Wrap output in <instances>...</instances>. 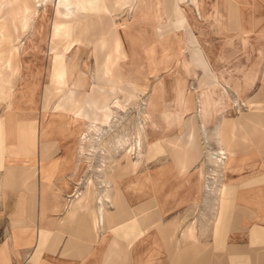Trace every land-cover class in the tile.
<instances>
[{
    "label": "crops",
    "instance_id": "obj_1",
    "mask_svg": "<svg viewBox=\"0 0 264 264\" xmlns=\"http://www.w3.org/2000/svg\"><path fill=\"white\" fill-rule=\"evenodd\" d=\"M203 1L161 2L165 18L162 27L171 23V19L181 27L178 29L175 25L177 30L174 31L168 28L166 33H171L170 37L158 42H162L164 51H169L163 53L165 58L170 56L176 66L172 73L164 71L172 78L171 99H191V104L163 105L161 101L159 106L160 114L175 115L172 128L165 125L160 135L162 149L163 140H171L166 143L170 148L165 153L170 163L163 164L154 173L142 172L136 176L141 164L150 160L147 150H143L137 167L122 161L120 168L110 170L111 175H105L109 171L101 172L109 178L108 192H105L109 201L96 199L102 193L96 190L94 183V189L83 185L81 178L88 170L78 163V153L71 159L68 148L67 152L66 147L71 145L72 149L76 143H71L74 139L70 136H59L48 143L51 152L41 157L43 163L49 164L48 173L36 175L34 161L39 157V149L35 105L31 108L26 105L31 95L15 88L11 105L0 101V115L6 116L0 117V264H23L28 258L35 264H264V79L261 78L259 89L247 101L248 110L239 111L237 117L223 115L231 106L226 88L242 94L258 80L259 65H264V14L258 15L255 25L252 20L249 25L247 18L252 15L243 13L240 4L245 0H227L224 13L227 26L223 34L228 37L223 35V48L219 46V53L215 55L209 45L202 46L201 41L206 39L194 34L195 23L200 20L207 25L210 36L218 37L221 31L217 4L210 2L211 11L204 13ZM261 1L264 5V0ZM152 2H149L150 13ZM189 34L191 46L188 47ZM237 44L240 47H236ZM147 46L148 49L152 45ZM183 48L188 52L187 58L182 57ZM249 48L253 49L250 53ZM226 52L231 55L242 52V57L215 74L213 67L224 61ZM252 54L256 59L249 62L246 58ZM196 69L202 73L199 87L204 89L199 94L186 90L187 77L196 74ZM161 72L155 78L146 74L145 79L143 74L139 82L148 87L150 79L157 80ZM167 91L168 88L163 90L161 97H166ZM19 96L26 97L21 107L17 102ZM204 104L208 110L204 112L207 115L202 124L199 113ZM28 109L32 113H23ZM218 116L223 117L215 125L212 136L217 131L214 138L226 156L223 167L231 179L220 187L210 186L207 181L201 186L202 170L194 171L193 177L188 174L202 157V149L199 153H189L175 148V143L186 129L183 122L193 117L197 145H200L204 125ZM82 126L87 128L88 122L85 120ZM176 130L180 132L174 134ZM111 145V156L116 161L118 155H114V144ZM251 153L255 154L256 163L249 165L246 161ZM194 160L195 164L186 170ZM136 161V158L130 159V163ZM72 162L78 168L73 167ZM179 162L185 169L175 164ZM52 167L55 170L50 175ZM177 174L187 176L179 181ZM155 178H159V185L152 187ZM137 187L148 188V191H133ZM93 195L95 201L87 204ZM216 204L219 210L214 227L211 219ZM183 216L191 220L181 222ZM246 226H251L247 228L246 243L242 236L236 243L228 241L231 231L244 230Z\"/></svg>",
    "mask_w": 264,
    "mask_h": 264
},
{
    "label": "bare ground",
    "instance_id": "obj_2",
    "mask_svg": "<svg viewBox=\"0 0 264 264\" xmlns=\"http://www.w3.org/2000/svg\"><path fill=\"white\" fill-rule=\"evenodd\" d=\"M115 1H124L126 3V0ZM202 1L203 0H200V3ZM161 2L162 0H153L151 8L154 28H157V31L165 23ZM40 3H43L41 12L37 8L40 6L37 4ZM92 4L94 3L82 4V0H2L0 2V81H18L20 83L19 90L28 92L31 95L29 96L30 102L27 104L24 103L29 107L33 104L35 105V127L38 133L36 134L38 135L36 141L38 142L39 149V157L38 159L35 158L34 161L36 175L38 172H41L39 174H42L43 172L46 174L48 173L47 167L49 164L43 163L41 157L47 156V154L51 152V147L48 146L49 142H53V140L59 136L74 137L76 138V143L70 151V156L72 157L75 151H78L80 156H85V152L90 150L89 148L86 151V148L90 147L92 142H90L91 137H88L87 133L85 134V131H83V126L81 124L82 120L88 122V131L99 132L101 131V127H105L110 123L113 109L116 111L123 108L131 98L137 100L136 96L128 95L125 96L124 101L121 102L119 98L112 97V94L109 93V90L112 91L113 88L109 89L107 86H101L97 80L99 76L96 78L94 77L98 72H100L101 75H104L108 60L103 58L102 53L98 50L99 45L102 43L97 41L98 34L95 31V26L93 23L89 22L87 16L88 13L97 8V4ZM58 5L63 6L67 13H64L63 17L57 20L56 15ZM103 5L108 9L109 4ZM50 6L51 8L49 9ZM4 10L5 12L8 10V12L3 13ZM57 26L60 28L62 27L65 36H56L55 30ZM22 36L25 37L21 42ZM118 40L122 45V39L119 35ZM118 40L114 35V38L111 40L112 45L115 46ZM60 43H64V49L66 51L72 49L71 56L67 59H65L64 52L58 47ZM83 47L91 48V55L97 66V71L91 77L90 86H87L88 78L85 72V69L87 70L88 66L84 68V71L80 67V52ZM153 48V46H150L146 51V53L148 52L146 57L149 67L147 73L150 76L156 77L159 71L163 70L161 69L163 66H158L159 61L154 60L152 57ZM37 60L40 62L42 61V65L40 63L35 64ZM43 76L44 79H42ZM41 79L42 81L44 80V84ZM173 84L178 85V83ZM53 85H59L68 93L64 102H71L70 104L75 106L84 104V107L79 108L76 115H57V118H59L56 121L53 120L55 115L49 110L47 92H45L48 89L50 91ZM167 86L168 85L161 81L154 83L152 94L149 97L146 106L142 107L144 110L140 113V115L142 114L140 122L135 128V138L129 139L127 137L122 140L118 139L119 141L117 140V143L115 142L120 150L118 157L122 154H125L126 156L128 155L129 158L132 156H135L137 159L143 157L144 151L141 147L142 136L147 142L145 144H147L146 152L148 153L149 159L154 158L161 152L165 151L160 146L159 137L161 133L164 132L165 125L167 128L172 127V123L175 121V115L159 113L161 99L163 105L191 104L190 98H174L168 100L165 97H161L163 90H165ZM33 95H35V98ZM205 105L206 104L202 107V112L199 113L202 124H204V121L206 120L205 116L207 115L204 112L208 110L207 108H204ZM23 111L25 112V110ZM9 112L8 114H10ZM2 116L6 117L5 115H0V117ZM181 116L183 115H179L178 117ZM12 123L14 122L12 121ZM193 123H195L193 117H190L183 122L186 129L182 132V136L176 140L175 148L184 149V151H188L189 153L190 151L200 152L197 145L198 142L196 141V123L194 126ZM6 126L8 127L7 124ZM215 132L216 134L214 137H217V131ZM152 135H155L154 139L151 138ZM169 142H171V140L164 141V143ZM184 144L188 145L185 146ZM109 153L111 154V151ZM220 154L221 156H225L222 151ZM88 159L89 158H87V160ZM223 159H225V157L221 158L222 161H224ZM217 161L219 160L215 157L213 164L216 165ZM195 162V160L191 161L186 167V170H189ZM101 163L103 162L101 161ZM222 163V166H224V162ZM175 164L179 165L180 169H185V166L182 165L181 162ZM103 166L105 165L103 164ZM88 169L90 168L88 167ZM198 169L202 170L201 167ZM224 169L225 168L223 167V170ZM50 170V175H53L55 167H52ZM100 170V172H102V169ZM41 185L42 183L40 186ZM88 185V189H92L94 186L93 182L90 180ZM157 185H159L158 181L152 180V187H156ZM84 196L85 195H83V197ZM104 197L105 196L103 195V198ZM102 211L103 210H101V212ZM95 222L97 223V220Z\"/></svg>",
    "mask_w": 264,
    "mask_h": 264
},
{
    "label": "rangeland",
    "instance_id": "obj_3",
    "mask_svg": "<svg viewBox=\"0 0 264 264\" xmlns=\"http://www.w3.org/2000/svg\"><path fill=\"white\" fill-rule=\"evenodd\" d=\"M1 1L2 0H0V2ZM213 1L217 4L218 11L219 13H221L220 16H221L222 21H221L220 26L218 27L221 30L219 32V36L217 37L216 34H213L211 36L210 34H207L210 32L208 31L207 25L204 24L202 20H200L201 22L199 23H195V28H197V30L194 31V34L197 37L201 35V39L205 38L206 41H201L202 46L205 45L207 47L209 45L212 48L210 50L213 53H215V55H217V53H219V46L220 48H223V35L225 36V38L228 37L225 34H223V31H225V26H227L226 20L224 17L225 16L224 13L226 12L227 0H204V5H203L204 13L211 11V7L209 5H210V2H213ZM149 2L150 0H126V3L124 1L120 2V1H115V0H89V1L82 0V4L83 3L97 4V8H96L97 10L96 9L93 10L92 12L88 13L87 16H88L89 22L93 23L95 26V31L98 34L97 41L99 43H102L101 45H99L98 50L100 53L102 52V55H103L102 57L108 60V64L106 65V70L104 72V75H101L100 72H98L97 75H95L94 77L96 78L99 76L97 80L101 86H107L109 89L113 88L112 91L109 90V93L112 94L111 95L112 97L119 98L121 102H123L124 97L128 95H134L137 98V100L135 98H131L130 100H128L126 106L119 109L118 112L117 110L116 111L114 110L115 113H113L114 115H112L110 123L105 127L104 126L101 127L100 128L101 131L99 132L88 131V128L85 127L86 125L83 128L84 130H86L85 134L87 133V136L91 137L90 142L92 143L90 144V147L86 148V151L89 148L90 150L87 151L88 153L85 152V156L81 155L82 157H80V154L78 151H75V153H78L77 155L78 163L81 162L82 165H84V168L88 170V174L85 177L81 178L83 185L85 187H89L88 182L90 180L96 186V190L99 189V192H102L101 196H99L100 198H96L98 201L101 198L102 199L100 201H103V202L109 201L107 200L108 197L105 194H103L106 192L105 189L108 185L107 181L109 178H106L104 175H102L100 172L101 171L100 169H102V173H105V171H109L108 174H105L106 176H109L111 175L110 170H112L113 168H120L122 161H126V163H128L129 165H133L134 167H137L141 163L140 160L142 159V157L137 159L135 156H132L131 158L132 159L136 158L137 161L134 163L133 162L130 163L131 158H129L128 155L126 156L125 154L120 155L116 161L114 157L112 160V157H111L112 155L111 146L112 145L111 144L113 143L114 139H115L114 148H113L115 151L114 155L115 154L119 155L120 150H119L118 145H116V143L119 141L118 139L122 140L127 137L129 139L135 138V133H136L135 128L140 122V117L142 115V114L140 115V113L143 112L144 110L142 107L146 106L147 101L152 94V87L155 82H158L160 81V79H162L161 82L168 85L167 86L168 95L165 98L169 100L171 99V96H172V91L169 88L172 82L171 81L172 78L170 77L171 75H169L168 72L172 73L173 71H175L176 66L175 64H173L174 62L171 61V58L169 57L165 58V55H163V53L167 51H164V48H161V46L163 45L162 42L158 43L153 48L154 51L152 50V54H153L152 57L157 59V61H159L158 66L159 65L163 66L161 67V69H163L161 71L163 72H161L159 75L160 79L158 78L157 80H154V81L153 79H150L151 83L149 84L148 87L147 86L143 87L142 82H139L140 78L143 77L146 79V74L148 75L147 72L149 70V67H148L147 59H146V54H148V52L145 53L148 47L147 45L151 44L152 46H154L158 41L164 38H169L171 33H166L168 28L170 31L172 30L174 31V30H177L175 29V25H178V29H181L180 24H178L175 19H171V21H169L171 23L162 27L160 32H158L157 28H154V20L152 17V13H150V3ZM103 4L105 5L109 4L108 9L105 8ZM240 4L242 6L241 8L243 10L242 11L243 13H246L248 16L252 15L251 18H247V20L249 21L248 22L249 25H250V20H252V23L255 25L256 19H258L259 17L258 15H260L261 13L264 14V5L261 0H245V2H240ZM37 5H40L37 8L41 12L43 8V3L37 4ZM50 8L51 6L49 7V9ZM6 12H8V10ZM6 12L5 10L3 11V13H6ZM64 13H67V12L63 8V6L58 5L57 15H56L57 20L63 17ZM55 34L57 37L65 36L64 30L62 29V27L60 28L58 26L56 27ZM202 34H205V35H203L202 37ZM114 35H115V38H117V40H118V35L120 36V38L122 39V45L120 44L121 42L119 40L116 42L115 46L112 45L111 40L114 38ZM24 37L25 36L21 37V42L24 40ZM172 37H174V34H172ZM188 42H189L188 43V47H189V45L191 46V35L190 34L188 37ZM58 47L60 48V50L64 52L65 59L71 56L72 49L66 51L64 49V43L63 44L60 43ZM236 47H240V45L237 44ZM250 50L252 51L253 49L249 48L247 52L250 53ZM181 51L183 54L182 57L187 58L188 52L185 51V48H183ZM189 51L191 54V48L189 49ZM223 55L225 57L224 59L225 62L223 61L213 67L215 74L221 71H224L225 69L224 66L232 65L236 60L242 57V52H239L235 55H231L230 53L226 52ZM182 57H181V60H182ZM246 59L249 62H252V61H255L256 57L254 56V54H252L250 58H246ZM79 61H80V67L83 71H84V68L88 66V69L87 70L85 69V72L88 78L87 86H90L91 77L96 72L95 62L91 55L90 47L81 48ZM36 62L35 64L40 63L42 65V61L40 62L39 60H37ZM223 63L226 65H223ZM164 71H168V72H164ZM195 73L196 74H191L190 76L187 77L186 90L193 91L196 94H199L202 90H204L203 88L199 87V80L201 79L202 73L199 69H196ZM143 74L144 76L141 77V75ZM261 78L264 79V65H259L258 80L255 82V85L251 89H248L246 92L242 94L241 93L236 94L233 90L226 88V90H228L229 97L231 99V106L230 108H227L226 113L223 114L225 117H237L239 115V111L245 112L246 110H248L247 101L259 89L260 84L262 82L260 81ZM42 79H44V76L42 77ZM43 82L44 80L42 81V83ZM15 88H18V90L20 88V83L18 81L15 82V81L1 80L0 81V101L2 100L3 102L10 103L11 105L13 103V99L11 98V95H12V91ZM88 90H89V87H88ZM45 92H47L49 110L52 111L51 113L55 115L53 119L55 121L59 118V117L57 118V115H61V114H64L67 116H70L71 114L76 115L78 109L84 107V104L75 106V105L70 104L71 102L70 103L64 102V99H66V95L68 93L64 91V89H62L59 85H53L50 91L48 89ZM25 99H26L25 96L24 98L21 97L20 99H18L17 102H20L19 103L20 107H21V102H23ZM162 104H163V101H162ZM160 105H161V102H160ZM59 106H63V107H59ZM29 108H31V106ZM23 113H32V111L28 109V110H25V112L23 111ZM192 113H195V111H193ZM221 118H222L221 116H218L209 124L204 125L206 127L204 129L205 132L201 133L200 139H199L200 145L198 144L200 151L202 149L203 155L200 158V160H198L196 165L189 171L190 173L188 174V176L193 177L194 171L198 170V168L201 167L202 172H203V177L201 181L203 184L201 186H204V184L207 181L209 182V184H211L210 186L220 187L225 183L227 184L228 180L231 179V175L229 173H226L223 170V166H222L223 165L222 162H225V161H222L221 158L226 157V156L220 155L221 148L219 147L215 138L212 136L215 125L221 121L220 120ZM84 121L85 120H82L81 124H83ZM169 128H172V127H169ZM179 132H180L179 130H176V133L174 134H177ZM154 137L155 135H152L151 138L154 139ZM164 137H167V134H165ZM73 139L74 141L71 142L72 144L76 142V138L73 137ZM159 141H160V137H159ZM164 141L166 140L164 139L162 142L163 148L165 150L162 153L164 154L160 156L157 155V157L151 158L150 160H145L141 164L138 171L135 173L136 176L140 175V173L142 172L154 173V171L159 169V167H161L163 164L170 163L169 158L165 154L169 152L168 148H170V145H166ZM145 143L147 142L145 138L142 136L141 138L142 146L141 147L143 150L147 149V144ZM160 145H161V141H160ZM93 146H94V149H93ZM67 148L71 151L70 149L71 145H68L66 149ZM68 149H67V152H68ZM110 151H111V154L109 153ZM249 156L250 158L246 162L249 165L256 163V161L253 160L255 158V154L251 153ZM215 157H217V159L219 160L217 161L216 165L213 164ZM73 158L74 156L71 157V159ZM87 158L89 159L87 160ZM101 161L103 163H101ZM72 164H74L73 167L76 166L75 163L72 162ZM103 164L105 166H103ZM88 167L90 169H88ZM75 168H78V166H76ZM186 176L187 175L182 174V176H179L180 177L179 178L177 174L179 181L183 180ZM155 179L159 180V178H155ZM225 180L227 181L225 182ZM168 181H170L169 177H168ZM187 187H192V186H187ZM100 188L103 189L104 192L103 190H100ZM144 190L148 191V188L137 187L133 191H136L138 193V192H143ZM103 195L105 196L104 198H103ZM93 201H95L94 195L90 196V199H88L87 204L92 203ZM218 210L219 209H217V204H216L214 218L211 219V222L213 223L214 227H215V220L218 216ZM195 213L196 211H194V214ZM187 220L189 222V220L191 219L188 216H183V218H181V222H184ZM91 221H92V214H91ZM200 225H202L201 222H200ZM250 227L251 226H246L245 227L246 229L244 230L234 229L228 234V241L230 243H236L238 242L236 240L239 239L240 236H242L241 239L245 240L244 242L246 243L248 239V229ZM4 243L6 245L7 241H4ZM23 264H35V262H32L31 259L28 258L24 261Z\"/></svg>",
    "mask_w": 264,
    "mask_h": 264
}]
</instances>
